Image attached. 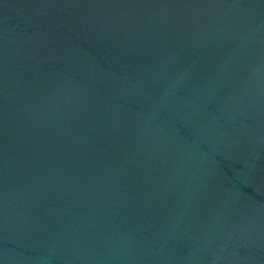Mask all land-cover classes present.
I'll return each mask as SVG.
<instances>
[{
  "label": "water",
  "instance_id": "obj_1",
  "mask_svg": "<svg viewBox=\"0 0 264 264\" xmlns=\"http://www.w3.org/2000/svg\"><path fill=\"white\" fill-rule=\"evenodd\" d=\"M0 264H264V0H0Z\"/></svg>",
  "mask_w": 264,
  "mask_h": 264
}]
</instances>
